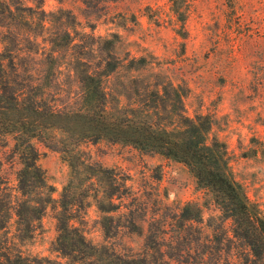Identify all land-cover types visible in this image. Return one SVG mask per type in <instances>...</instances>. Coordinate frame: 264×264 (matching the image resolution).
I'll return each mask as SVG.
<instances>
[{"label": "trees", "instance_id": "trees-1", "mask_svg": "<svg viewBox=\"0 0 264 264\" xmlns=\"http://www.w3.org/2000/svg\"><path fill=\"white\" fill-rule=\"evenodd\" d=\"M42 2L32 0L31 7L25 0H0V139L11 137L19 164L17 195L8 192L0 174V264H264V213L234 178L225 143L210 137V116L187 115L185 90L158 75L154 81L150 75L115 76L121 69L140 71L145 58L118 55L116 33L107 39L85 33L96 45L79 46L63 17L58 24L50 19L56 27L51 30ZM43 32L49 35L42 41L48 47L36 41ZM78 46L83 50L69 52ZM37 54L42 58L36 70L20 64L19 59L33 60ZM62 66L75 76L73 91L62 87ZM99 141L182 163L218 214L204 223L201 207L185 202L144 229L128 176L92 160L82 147ZM37 144L60 153L68 164L69 177L57 200L38 163ZM90 206L100 214L102 242H92L83 230ZM48 207L56 219L52 250L65 262L17 247L16 241L34 236ZM123 229L143 237L139 251L114 242Z\"/></svg>", "mask_w": 264, "mask_h": 264}, {"label": "rangeland", "instance_id": "rangeland-1", "mask_svg": "<svg viewBox=\"0 0 264 264\" xmlns=\"http://www.w3.org/2000/svg\"><path fill=\"white\" fill-rule=\"evenodd\" d=\"M25 3L33 5L32 0ZM41 8L51 30L56 28L52 21L58 24L57 18L63 17L69 24L67 14L72 15L74 22L65 27L79 46L96 45L86 34L107 39L116 33L118 55L145 58V68L138 72L121 69L115 75L118 78L150 75L154 81L158 75L180 85L185 90L187 115L210 116V137L225 143L234 178L264 213V0H43ZM43 37H49L48 33L39 34L36 41L48 47ZM79 46L69 52L83 50ZM92 56L98 61L99 51L95 49ZM41 58L37 54L33 60L23 57L19 62L36 70ZM61 69L63 89L73 91L75 76L65 66ZM12 144L10 136L0 139V174L7 180L8 192L17 195L19 164L11 152ZM37 146L41 151L38 163L57 200L69 177L68 164L60 153ZM82 147L92 160L119 168L128 176L132 196L142 208L144 229L153 218L172 215L185 202L201 207L204 223L218 214L209 195L196 187L182 163L106 141ZM99 216L90 206L82 223L94 243L102 242ZM8 229L14 232L13 219ZM55 236V210L48 207L34 236L16 243L24 254L65 262L52 250ZM114 242L125 250L139 251L143 237L123 229Z\"/></svg>", "mask_w": 264, "mask_h": 264}]
</instances>
